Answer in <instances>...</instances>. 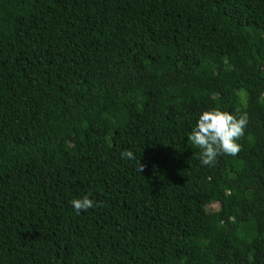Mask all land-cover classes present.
I'll list each match as a JSON object with an SVG mask.
<instances>
[{"label": "trees", "instance_id": "16d2710c", "mask_svg": "<svg viewBox=\"0 0 264 264\" xmlns=\"http://www.w3.org/2000/svg\"><path fill=\"white\" fill-rule=\"evenodd\" d=\"M0 264H264V0H0Z\"/></svg>", "mask_w": 264, "mask_h": 264}, {"label": "clouds", "instance_id": "9594fccd", "mask_svg": "<svg viewBox=\"0 0 264 264\" xmlns=\"http://www.w3.org/2000/svg\"><path fill=\"white\" fill-rule=\"evenodd\" d=\"M247 117L234 116L219 108H210L199 113L192 126L188 139L199 149V160L202 165H212L221 155H235L240 150L237 140L243 135ZM121 159L134 160L133 151L124 150ZM76 214L93 207V201L87 196L70 201Z\"/></svg>", "mask_w": 264, "mask_h": 264}, {"label": "rangeland", "instance_id": "374dc122", "mask_svg": "<svg viewBox=\"0 0 264 264\" xmlns=\"http://www.w3.org/2000/svg\"><path fill=\"white\" fill-rule=\"evenodd\" d=\"M217 209H218V205H216V204L210 206V210L215 211Z\"/></svg>", "mask_w": 264, "mask_h": 264}]
</instances>
